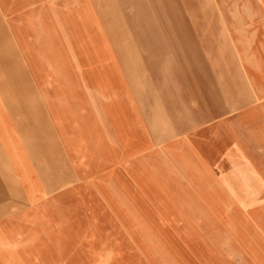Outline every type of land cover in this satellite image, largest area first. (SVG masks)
<instances>
[{
	"label": "crops",
	"instance_id": "obj_1",
	"mask_svg": "<svg viewBox=\"0 0 264 264\" xmlns=\"http://www.w3.org/2000/svg\"><path fill=\"white\" fill-rule=\"evenodd\" d=\"M263 59L264 0H0V215L66 193L79 214L42 229L88 230L84 213L134 194L160 213L221 195L199 182L248 144Z\"/></svg>",
	"mask_w": 264,
	"mask_h": 264
},
{
	"label": "rangeland",
	"instance_id": "obj_2",
	"mask_svg": "<svg viewBox=\"0 0 264 264\" xmlns=\"http://www.w3.org/2000/svg\"><path fill=\"white\" fill-rule=\"evenodd\" d=\"M254 88V95L264 96L256 91L255 85ZM257 103L262 106L264 101ZM246 121L247 133L251 125ZM248 137L247 143L254 146L256 154L263 155L264 163V146ZM5 138L14 143L13 133H7ZM244 154L243 148L239 150V160L228 167L229 172L247 163ZM187 172L195 173L192 168ZM10 178L7 176L14 196L20 200L16 184ZM241 180L238 175L230 185L223 184L225 179L199 182V189L218 190L221 195L204 197L185 192L186 195L171 197V211L164 214L156 211L147 197L134 194L126 199L127 207L113 211L104 205L102 212L84 213L88 230L68 227L63 231L61 226L36 230L30 224L14 227L17 216L30 207H11V211L17 209V216L11 212L0 215L8 227L11 225L5 232L0 231V264H264V224L248 216L249 208L236 189ZM139 183L152 190L151 182ZM254 213L264 216V203ZM63 233L69 236L67 243L52 247L60 252L55 257L49 256L46 249ZM226 240L231 245L233 241L240 245L228 246ZM257 257L260 260H255Z\"/></svg>",
	"mask_w": 264,
	"mask_h": 264
},
{
	"label": "bare ground",
	"instance_id": "obj_3",
	"mask_svg": "<svg viewBox=\"0 0 264 264\" xmlns=\"http://www.w3.org/2000/svg\"><path fill=\"white\" fill-rule=\"evenodd\" d=\"M260 70L262 71L259 78L260 81L257 80L258 83H255L254 85L256 87V91L264 94V61L262 62V65H260ZM103 76L106 75L102 74V77ZM248 93L250 95L248 97V100L253 104L261 100L264 101V96H257V94L254 95L255 92L251 93L250 91ZM246 120L249 121L248 125H251L250 128H248L249 132H247L246 137L249 136L248 138L251 139V141L258 142L261 146H264V104L262 106L259 105L256 108L249 110L246 115ZM243 149L244 153L246 154L244 155L246 157L247 163L242 164L239 169L231 171L228 177L225 175V182L223 184H233L234 179H236L237 176L240 175L242 180L238 185H236L238 196H240L242 203L249 208L247 211L249 212L247 213L248 216L258 219L264 224V216L258 215V213H254L255 209L258 210V207H260L261 204L264 203V163L263 158L261 157L263 155L256 154L255 150L252 148H249L248 150L247 146ZM71 183L72 182L63 183L59 188L64 191V189L67 186L71 185ZM42 194L46 195L45 193ZM64 194L66 193L52 198L49 203L45 204L44 206L30 208L29 210L18 215L17 223H19L20 225L17 226L23 227L24 224H33L35 225L36 230H40L46 224L51 225V223H56L60 225L64 221H71L73 216L76 217L79 214L78 209H80L82 200L77 197V195H72L71 197L68 196V194ZM66 196L67 198H65ZM33 200L34 197H32L31 201ZM71 204H73V207L70 206ZM61 238L64 239L65 237L61 236L60 240H53L54 243L52 241V246L50 245L51 247L49 246L46 249V252L49 256L55 257L58 255L56 253L60 252V249L56 248L53 250L52 247H55L58 244L60 245L63 241ZM255 260L260 259L257 257V259Z\"/></svg>",
	"mask_w": 264,
	"mask_h": 264
}]
</instances>
